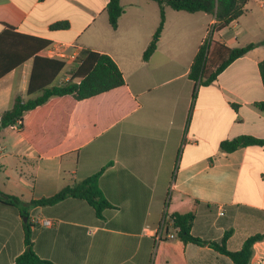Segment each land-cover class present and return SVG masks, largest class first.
I'll return each mask as SVG.
<instances>
[{
	"label": "crops",
	"instance_id": "1",
	"mask_svg": "<svg viewBox=\"0 0 264 264\" xmlns=\"http://www.w3.org/2000/svg\"><path fill=\"white\" fill-rule=\"evenodd\" d=\"M149 1L121 0L124 13L113 29L109 16L98 22L109 0H0V33L12 28L48 40L46 56L56 44L75 45L80 54H108L125 79L124 86L89 99L52 100L32 138L35 145L17 125L0 131V190L25 204L0 205V264H16L26 251L27 226L33 251L54 264H153L156 252L158 264H235L192 243L184 260H176L169 255L179 243L172 226L175 237L157 244L154 234L163 220L192 209L195 200V237L220 243L230 231L228 249L237 251L248 237L264 235V214L242 210L256 208L250 198L256 186L264 208V147L233 153L220 147L241 135L264 139V111L255 106L264 101V0H249L241 18L216 31L213 40L224 47L255 48L199 87L195 100L189 73L215 17L166 7L157 50L146 62L144 52L161 20L160 7ZM61 21L70 28L51 30ZM78 65L66 64L58 83L67 82ZM32 70L29 60L0 79V119L17 97L31 98ZM98 173L109 203L101 215L79 198L29 206ZM213 206L218 216H226L221 213L227 208L230 220L213 219ZM47 219L52 226L42 225ZM254 227L261 233L251 234ZM251 264H264V240L254 245Z\"/></svg>",
	"mask_w": 264,
	"mask_h": 264
},
{
	"label": "trees",
	"instance_id": "2",
	"mask_svg": "<svg viewBox=\"0 0 264 264\" xmlns=\"http://www.w3.org/2000/svg\"><path fill=\"white\" fill-rule=\"evenodd\" d=\"M44 1V0H41ZM156 1L160 7L161 20L153 39L143 55L144 61H149L157 50L158 42L166 23V7L175 11L187 13H207L216 18L217 30H222L233 21L241 18L246 10L249 0H150ZM109 23L113 29H117L119 19L124 13L121 0H109L107 6ZM51 30H67L70 28L68 21L56 22L50 26ZM264 44V41H263ZM51 42L30 35L20 34L12 28H6L0 33V79L23 65L33 60V70L30 78L28 94L29 99L21 96L14 101L11 110L5 112L0 119V131L17 125L19 134L30 144L35 145L33 137L39 135V123L47 114L52 100L63 99L72 96L76 101H82L108 92L125 85V79L116 62L108 55L85 49L78 59V67L74 70L70 79L65 83H56L59 75L66 64L62 61L50 59L44 54V50ZM255 48V44L245 47L227 48L215 41L202 44L191 66L189 78L195 82L194 100L197 90L201 86H209L217 77L225 71L233 62L244 57ZM210 60L217 64L210 74L208 66ZM259 71L264 86V60L259 63ZM208 74V75H207ZM255 106L264 111V101L256 103ZM233 107H237L233 105ZM251 146L264 147V139L250 135H241L232 140L221 143V150L233 153L241 148ZM100 173L91 176L74 185L61 189L55 196L32 201L29 206L54 205L69 198H79L87 201L93 206L96 213L101 215L109 203L102 197L98 186ZM200 202L195 200V206L186 211H175L170 213L167 219V230L172 229L177 233L179 243L171 245L175 252L176 260L183 261L185 248L189 243L198 246H209L215 251L229 257L235 264H251L254 256V245L264 240L263 234H255L248 237L240 250L228 249V240L231 232L225 233L221 242L202 240L192 234V227L196 218L197 207ZM0 205L17 206L22 208L25 204L15 196L7 195L0 190ZM27 249L18 257L16 264H54L49 260L42 259L32 249V241L29 227L26 230L25 239ZM166 240H161L163 245ZM172 259V258H171ZM159 252L153 264H158ZM172 264L171 261H169Z\"/></svg>",
	"mask_w": 264,
	"mask_h": 264
},
{
	"label": "built area",
	"instance_id": "3",
	"mask_svg": "<svg viewBox=\"0 0 264 264\" xmlns=\"http://www.w3.org/2000/svg\"><path fill=\"white\" fill-rule=\"evenodd\" d=\"M217 24L218 22L216 18H214L212 24L209 26L207 30V37L205 41L203 42V44L206 42L214 41L213 38L217 31ZM79 56H80V51L77 46L75 45L68 46L66 44H56L52 46V48L49 49L48 55H47L48 58L62 61L65 64H77ZM221 215H223V212L221 213ZM166 221L167 219L165 218L163 222L161 223V225L159 226V228L155 231L154 236H155L157 244H159V242L163 239L167 240V239H173L175 237V233L167 230ZM42 225L52 226L53 221L49 219L43 220Z\"/></svg>",
	"mask_w": 264,
	"mask_h": 264
},
{
	"label": "rangeland",
	"instance_id": "4",
	"mask_svg": "<svg viewBox=\"0 0 264 264\" xmlns=\"http://www.w3.org/2000/svg\"><path fill=\"white\" fill-rule=\"evenodd\" d=\"M149 2H151V4H153L152 6H159V4L156 2V1H149ZM182 14H184L185 16L187 15V13L186 12H184V13H182ZM201 16H203V15H201ZM108 18V14L107 13H105L104 14V16L98 21V22H101V21H105V22H107L106 21V19ZM209 28V27H208ZM208 30V29H207ZM206 34H207V32H206ZM85 37H86V35H84L83 37H82V42H84L85 41ZM217 66V64L215 63V62H213V60H210V63H209V66H208V74H210L212 71H214V68ZM207 74V75H208ZM59 82V78L56 80V83H58ZM261 190L256 186L255 187V191H254V193L252 194V196L250 197L251 198V203H253V205L256 207V208H251V209H247V208H242V210L243 211H247V210H249V211H251L252 213H254V214H264V208L263 209H261V207H263L262 206V202H261ZM225 211H226V216H218V213H219V210H218V207H216V206H213V207H211V211H210V215H211V217L213 218V219H215V218H219V221L220 222H222V223H225V222H228L229 220H230V212L227 210V208H223L222 209V212H223V215H224V213H225ZM257 226V225H256ZM261 230L258 228V227H254L253 228V230L250 232L251 234H255V233H261L260 232Z\"/></svg>",
	"mask_w": 264,
	"mask_h": 264
}]
</instances>
